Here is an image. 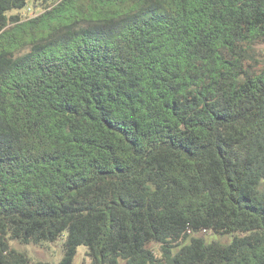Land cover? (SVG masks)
Here are the masks:
<instances>
[{
  "label": "trees",
  "instance_id": "1",
  "mask_svg": "<svg viewBox=\"0 0 264 264\" xmlns=\"http://www.w3.org/2000/svg\"><path fill=\"white\" fill-rule=\"evenodd\" d=\"M64 232L61 264H264V0H0V264Z\"/></svg>",
  "mask_w": 264,
  "mask_h": 264
},
{
  "label": "rangeland",
  "instance_id": "2",
  "mask_svg": "<svg viewBox=\"0 0 264 264\" xmlns=\"http://www.w3.org/2000/svg\"><path fill=\"white\" fill-rule=\"evenodd\" d=\"M31 3V1H30ZM41 9L29 10V9H22L20 13L23 19H31L36 17L40 14ZM17 13V11H12L10 14ZM200 236L205 237L207 240H218L222 243H228L232 240L231 235H219L213 233H200ZM67 236V233L58 238L55 241H43L39 243H29V244H20L17 241H10V245L18 250H21L33 259L34 261H44L50 264H61V260L64 256L63 250V243ZM156 250H158V246L153 244L152 245ZM87 246L79 245L77 247V253L74 258L73 264H90L91 259L87 254ZM121 264H126V262H121Z\"/></svg>",
  "mask_w": 264,
  "mask_h": 264
}]
</instances>
